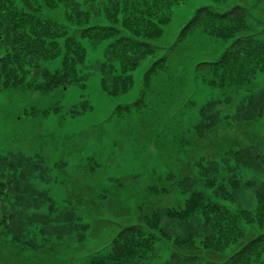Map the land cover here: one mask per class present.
<instances>
[{
    "label": "trees",
    "instance_id": "1",
    "mask_svg": "<svg viewBox=\"0 0 264 264\" xmlns=\"http://www.w3.org/2000/svg\"><path fill=\"white\" fill-rule=\"evenodd\" d=\"M185 1L0 0V90L47 94L73 84L84 88L80 67L87 59L83 40L89 39L105 44L102 58L96 63L101 89L108 96L124 95L134 84L132 71L156 51L157 46L150 40L162 36L173 7ZM59 8L64 13L63 21L55 14ZM250 17L243 5L225 11L201 6L181 28L177 41L200 30L211 38L230 42L216 60L198 62L194 70L198 82L222 90L220 97H212L198 107L199 118L193 127L186 125L187 134L179 130L171 139L166 138V144L173 146L174 156L159 160L164 174L151 177L154 179L143 190L130 193L126 198L130 205L124 199L136 214V222L121 225L107 245L91 252L81 264H154V254L162 242L170 247L169 264H264V183L254 191L253 207L237 204L230 208L228 204L237 199L243 171L258 168L253 160L259 156L257 149L264 146L257 138L252 141L256 135H250L248 130V122L264 118V28L255 29ZM58 58L56 69L41 64ZM166 67V56L154 60L144 73L139 98L117 105L113 115L121 117L145 107L152 77ZM258 82L260 85L254 87ZM223 104H236L229 125L236 124L234 120L239 123L237 126L221 122ZM194 105L191 100L186 103L191 108ZM61 107L58 102L44 108L31 105L24 107L22 113L36 124L60 113ZM157 126L155 119L144 122L134 127V135L141 140L153 139L157 145L163 138L147 134L150 127ZM223 131L224 137L220 136ZM237 133L244 134V138ZM248 136L250 141H245ZM47 137L53 138L54 134ZM204 138L209 140L204 147L211 155L196 150L201 147L196 145L197 140ZM17 140L29 143L27 136ZM220 140H227L228 145L222 146ZM49 148L54 146L41 145L27 154L20 142L9 155L0 154V241L3 235L11 236L7 245L0 242L1 264H73L64 258L69 241L82 239L88 228L80 223L78 206H87L94 216L99 215L96 212L100 203L115 199L109 188L96 186L76 191L72 186L67 188L62 205L50 202L48 212H33L23 221L20 216L26 209L50 199L46 191L35 187L37 180L45 178L43 170L63 171L68 165L64 160L66 147L61 148L64 155L53 164L43 152ZM99 167L95 155L80 164L82 174L87 173L85 177H96L101 173ZM140 176L137 174L136 178ZM119 179L109 181L117 185L115 188H128ZM176 190L184 194L183 201L159 207L156 199ZM31 222L44 238L42 244H31L21 237L23 227ZM28 247L43 248L30 252L21 263L15 259L9 263L15 256L3 253L9 248L23 253ZM226 250L231 252L224 255Z\"/></svg>",
    "mask_w": 264,
    "mask_h": 264
},
{
    "label": "rangeland",
    "instance_id": "2",
    "mask_svg": "<svg viewBox=\"0 0 264 264\" xmlns=\"http://www.w3.org/2000/svg\"><path fill=\"white\" fill-rule=\"evenodd\" d=\"M235 5H243L248 9L251 15L250 22L255 29L264 28V2L258 0H225L223 2L187 0L175 5L170 22L163 27L162 36L150 40L157 46L156 51L132 71L134 84L124 95L108 96L101 89L96 63L102 58L105 44L92 43L89 39L83 40V44L87 48V59L84 65L80 67L85 83L84 88L73 84L47 94L0 90V154L9 155L11 150L17 149L20 142L27 154H31L30 151L34 153L41 145L43 148L53 145L54 148L43 151L50 160V164H53L60 156L64 155L61 148L66 147L64 160L68 162V165L64 170L45 169L43 170L45 178L37 180L35 184L38 190L47 192L49 201L42 203L39 201L36 207L26 209L20 216L23 221L26 222L33 212H40L39 215L48 212L50 202L53 205H62L66 201L67 188L72 186L76 191L102 186L109 188L115 195V199L100 203V210L96 212L99 215L90 214L87 206H78L77 215L80 223L86 224L88 228L83 232L82 239L79 240L76 237L75 241H69L64 257L66 262L81 264L91 252L107 245L121 225L136 222L137 216L127 207V204L130 205L131 203L126 201V198H129L130 193L136 190H143L154 179L151 177L156 178L164 174L165 168L159 164V160L167 157L164 159L166 161L170 155L174 156V152L171 150L173 146L166 144V138L171 139V136L179 130H183L184 133L182 134H187L186 125L193 127L199 118L198 107L212 97H220L222 90L211 89L198 82L194 70L198 62L216 60L230 42L216 40L200 30L182 41H177V38L181 28L197 8L211 6L218 11H225ZM55 14L63 21L64 13L61 8ZM262 37L264 39V34ZM164 56L167 57V67L152 77L145 97L146 106L129 115L114 116L113 112L117 105L130 104L139 98L140 91L144 88L145 71L154 60ZM41 64L53 70L59 67L60 59L43 61ZM261 77L259 75L260 81ZM259 85L258 82L254 87L257 88ZM236 99L237 97L235 102ZM190 100L194 101L195 107L186 106ZM55 102L62 106L60 113L50 115L43 121H37L36 124L31 117H25L22 113L24 107L36 105L44 108ZM83 106L84 108H82ZM236 107V104L222 105L224 111L219 117L222 123L229 125L232 122V115L236 113ZM75 111L79 113H75ZM226 115L229 118H225ZM154 119L157 120L158 126L157 128L150 127L147 134L151 137L158 135V137L163 138L157 145L153 139L141 140L134 135L137 130L134 127ZM233 122L236 124L233 123L229 126L234 127L239 124L237 121L233 120ZM252 122H248L251 125L248 130L250 135L255 134L256 136H252L251 140L256 141L257 138L259 141H263L261 143L263 144L264 118ZM49 133L54 134V137H47ZM223 135L224 131L220 133V136ZM238 135L243 138L245 136L240 133ZM26 136L29 143L25 140H19L20 142L17 140L24 139ZM245 141H250L249 136L245 138ZM245 141L242 143L246 144ZM208 142V138L201 141L197 140L198 144L196 145L201 147L198 146L196 150L199 149L200 154L208 153L211 155L208 148L204 147ZM220 144L222 146L228 145V141L220 140ZM257 152H259V156H255L253 161L258 168L243 171L242 184L237 199L234 202H228L230 208H234L237 204L247 207L254 205V191L258 185L264 183V146L259 147ZM89 155H95L100 165L101 173L96 177H85L87 173L82 174L80 169V164ZM137 174L141 175L140 178H136ZM118 177L128 188H124V190L115 188L117 185L109 181L110 178ZM247 181L249 184H246ZM124 199L127 204H125ZM183 199L184 194L176 190V192L162 196L156 201L159 207H165L172 201L176 202L173 204L175 205L182 202ZM21 237L24 241H30L31 244L36 245L37 243L42 244L44 239L37 232V228L32 222L23 227ZM2 238L4 239L0 242L5 245H7L6 242L11 241L9 234L3 235ZM52 243L59 246V242L55 240ZM39 248H29L23 253H18L9 248V251H3V253L8 257L10 255L15 256V258H10L9 263H12L14 259L15 262L21 263L23 257L29 256L30 252ZM230 252L231 250H226L224 255H228ZM60 254L62 253L60 252ZM170 254L169 244L162 242L154 254V264H169L167 261ZM60 258L62 259L61 256Z\"/></svg>",
    "mask_w": 264,
    "mask_h": 264
}]
</instances>
